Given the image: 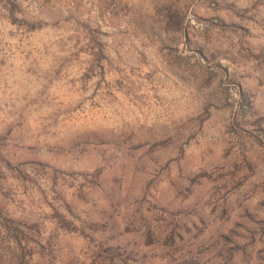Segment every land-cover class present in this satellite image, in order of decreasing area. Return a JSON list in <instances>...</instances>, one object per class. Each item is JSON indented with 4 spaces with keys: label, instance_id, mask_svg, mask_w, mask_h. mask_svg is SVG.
I'll use <instances>...</instances> for the list:
<instances>
[{
    "label": "clouds",
    "instance_id": "1",
    "mask_svg": "<svg viewBox=\"0 0 264 264\" xmlns=\"http://www.w3.org/2000/svg\"><path fill=\"white\" fill-rule=\"evenodd\" d=\"M217 2L17 0L6 53L66 20L88 28L80 113L99 123L30 173L27 195L0 192V264H124L114 248L140 264H264V0ZM64 207L72 226L49 215Z\"/></svg>",
    "mask_w": 264,
    "mask_h": 264
},
{
    "label": "rangeland",
    "instance_id": "2",
    "mask_svg": "<svg viewBox=\"0 0 264 264\" xmlns=\"http://www.w3.org/2000/svg\"><path fill=\"white\" fill-rule=\"evenodd\" d=\"M220 3L231 7L228 0H219L217 7ZM6 4L9 6L7 15L0 11V45H5V28L11 41L22 27L15 16L21 10L17 0H6ZM157 15L159 17L160 13ZM180 19L171 14L165 17L169 27L178 26ZM228 22L225 20V25ZM217 31L220 42H226L229 29L219 26ZM89 35L83 22L77 26L66 20L64 26L55 31L27 37L30 43L24 50L16 47L12 52L8 48L6 53L5 48L0 47V192L7 198L17 193L27 195L32 183L30 173H44L62 149L98 131L99 121L94 124L90 114L80 113V94L91 90L93 79L90 74L92 52L83 43ZM80 206L83 208V201ZM174 211L179 216L181 209ZM49 215L55 223H60L62 218L66 227L72 226L68 207ZM89 220L98 228L106 227L103 214H89ZM30 222L39 223L40 217L33 216ZM107 251L111 257L121 256L124 264L129 259L140 264L135 252L115 248Z\"/></svg>",
    "mask_w": 264,
    "mask_h": 264
}]
</instances>
